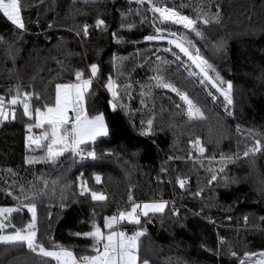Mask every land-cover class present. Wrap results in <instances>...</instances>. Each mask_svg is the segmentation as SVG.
<instances>
[{
	"label": "trees",
	"instance_id": "trees-1",
	"mask_svg": "<svg viewBox=\"0 0 264 264\" xmlns=\"http://www.w3.org/2000/svg\"><path fill=\"white\" fill-rule=\"evenodd\" d=\"M22 4L25 30L0 14V96L7 102L19 89L21 96L32 94L33 108H42L54 101L57 84L76 82L78 70L91 78L90 66L96 64L98 73L85 107L89 115L103 114L108 135L83 145L82 155L66 151L55 161L29 164V157H43L46 150L28 146L27 125L32 121L24 116L22 105L13 107L15 118L0 119V207L20 209L9 216L15 227H6L1 235L25 228L32 218L25 205L34 203L37 235L46 248L51 241L78 256L94 254L93 240L77 234L91 231L93 222L103 229L104 218L130 194L141 204L166 202L162 212L141 216L140 225L122 224L129 232L143 229L138 241L141 261L260 264L264 259V0L155 4L190 18L206 15L211 22L197 24L203 38L182 25L162 23L151 10L154 3L147 0L143 4L22 0ZM97 20L104 25L97 27ZM157 27L166 36L175 32L192 41L190 50L198 49L215 69L209 74L213 78L218 74L224 81L221 86L232 84L231 105L211 84L200 82L168 38L146 39L157 34ZM157 76L185 93L204 118L189 119L185 101L158 86ZM109 77L118 89L115 110L106 89ZM148 119H153L151 133L143 135ZM196 138L203 154L191 143ZM256 141L262 150L244 157ZM89 151L95 152V159L87 156ZM222 156L232 161H222ZM213 173L217 179L209 183ZM185 177L189 181L181 187L179 181ZM84 182L107 199L95 201L90 192L81 195ZM172 197L174 202L169 201ZM0 264L54 262L26 244L0 242Z\"/></svg>",
	"mask_w": 264,
	"mask_h": 264
},
{
	"label": "snow or ice",
	"instance_id": "snow-or-ice-1",
	"mask_svg": "<svg viewBox=\"0 0 264 264\" xmlns=\"http://www.w3.org/2000/svg\"><path fill=\"white\" fill-rule=\"evenodd\" d=\"M137 3H145L146 0H136ZM149 3H154L152 11L159 13V19L162 23L172 22L177 25H182L185 29H189L195 33V36L203 38V33L198 30L197 24L202 22L203 24H209L211 21L206 15H198L196 18H190L187 15H182L174 8H168L163 6H155V4L163 5L166 0H147ZM22 0H0V14H3L13 25L20 30H25L26 26L22 17ZM104 25L103 20H97L96 26L100 27ZM86 25L84 27V33L87 34ZM156 35L146 37L147 40H163L168 37L169 44H174L175 48L179 49L184 56H187L189 60L200 70L201 83H209L217 92L224 97L228 105L232 104V84L228 83L226 87H221L224 81L220 79L217 74L213 78L209 72L215 71L210 64L199 55V50H196V54L190 50L193 46L192 41L187 36H178L175 32L167 33L159 27L156 28ZM171 51V49H168ZM180 57L177 56V59ZM91 78H84L83 71L75 72L74 83L57 84L55 87V96L52 103H45L43 107L33 108L30 101L32 100V94L21 93L19 89L16 94L6 102L5 97L0 96V119H8L9 116L15 118L14 111L10 109L17 105H22L24 116L28 117L31 123L27 125V131L29 135L26 137L28 146L35 145V148L46 150V155L40 158L29 157L27 162L29 164L37 162L38 160H51L61 156L66 151H72L77 155L84 153L83 145L94 142L98 137L108 135L107 125L103 114L90 116L85 107L86 96L90 94L91 85L93 79L97 76L98 66L92 64L90 66ZM195 74V73H193ZM158 86L170 89L176 92L181 100L185 101L188 105L187 115L189 119H203L204 114L199 107H197L188 96L180 92L171 83L165 82L160 76L155 77ZM106 88L111 92L114 100L117 99L118 89L116 87V81L109 77L106 84ZM211 94V93H210ZM40 99V97H36ZM115 110L116 104H112ZM179 107V105H178ZM6 109H9L6 111ZM147 129L142 132L143 135L151 133L153 126V119L147 120ZM41 129L39 135L33 133V129ZM194 146L198 147V151L203 154L204 147L200 146L201 141L196 138L191 142ZM35 150V149H33ZM262 150L260 141H256L252 146L247 147L244 151V157L249 156L250 153L255 154ZM87 156L93 159L96 158L94 151L87 152ZM214 159V158H213ZM222 161L231 162V157H221ZM224 169L221 168L220 171ZM209 171H212L209 169ZM96 182H100V176L95 177ZM217 175L213 173L209 183L215 181ZM181 187L184 186L185 181H179ZM81 195L85 192L91 193V198L95 201H104L107 197L99 192L91 191L86 187V182L82 184ZM199 195V193H197ZM19 199V198H17ZM132 197L129 196V200L132 201ZM27 210L32 214L31 222L25 228H15L12 234L0 235V242L3 243H16L26 244L28 249L33 252H37L45 258H50L55 264H148L147 260H140L139 257V238L144 235L143 231H136L132 234L122 230L123 223H129L133 225H140L141 216L147 217L150 212H162L166 207L165 203H144L136 204L132 203L130 210L120 211L116 215H112L104 218L103 229L97 223L93 222L92 230L77 235H83L93 240L92 253L78 256L72 250H69L62 245L54 244L49 241L51 247L46 248L42 239L38 238L36 230V205L34 203L25 205ZM20 211L19 208L4 207L0 208V231H3L6 227L12 226L9 220V216L13 212ZM247 219V218H245ZM264 257V253L261 254ZM260 264H264V259Z\"/></svg>",
	"mask_w": 264,
	"mask_h": 264
},
{
	"label": "rangeland",
	"instance_id": "rangeland-1",
	"mask_svg": "<svg viewBox=\"0 0 264 264\" xmlns=\"http://www.w3.org/2000/svg\"><path fill=\"white\" fill-rule=\"evenodd\" d=\"M159 14V13H158ZM160 15V14H159ZM169 38H171V37H168V39ZM172 45H174V44H172ZM175 46V45H174ZM179 50V49H178ZM183 54V53H182ZM196 54V52H193V55H195ZM184 55V54H183ZM200 55V54H199ZM185 58H187V60H188V63L193 67V73H195L194 75H196V76H198V77H200V78H202L201 77V75L199 74L200 73V70L196 67V65L195 64H193L192 63V61L191 60H189L188 59V57L187 56H184ZM200 57L202 58V59H204L201 55H200ZM74 83V82H73ZM59 84H65V83H59ZM227 86V84L226 85H224V86H221V87H226ZM107 89V88H106ZM108 91V90H107ZM108 93H109V100H110V102L113 104L114 103V99H113V97H112V94H111V92H109L108 91ZM220 93V92H219ZM185 94V93H184ZM221 95V94H220ZM54 96H55V93H54ZM222 96V95H221ZM223 97V96H222ZM189 98V97H188ZM224 98V97H223ZM11 99V98H10ZM190 99V98H189ZM186 103V102H185ZM194 103V102H193ZM195 104V103H194ZM225 104H227V102L225 101ZM196 105V104H195ZM228 105V104H227ZM197 106V105H196ZM198 107V106H197ZM187 108H188V105L186 104V112H187ZM7 110H9V109H6V111ZM11 111H13V108H11L10 109ZM99 114H101V113H97V114H94V115H99ZM94 115H90V116H94ZM40 132H41V129H37V128H34L33 129V133L35 134V135H39L40 134ZM27 133H28V131H27ZM28 135H29V133H28ZM85 152H86V150H85ZM86 154V153H85ZM81 157V156H80ZM128 195H130V194H128ZM127 195V196H128ZM135 202H137V201H134L133 199H132V201L131 202H129V203H125V201H124V204L122 205V211H124L125 210V205H129V204H132V203H135ZM147 203V202H146ZM149 203V202H148ZM156 203H165L166 204V202H163V201H157ZM143 204V203H142ZM120 207H118L117 209H119ZM1 208V207H0ZM117 209H116V211L113 213L114 215H116L117 213ZM112 214V215H113ZM111 215V216H112ZM0 219H3L2 217H0ZM125 229V228H124ZM123 229V230H124ZM143 231V229H137V231ZM15 231V230H14ZM13 231V232H14ZM124 231H126V230H124ZM136 231V230H135ZM12 231H9V232H4V234L3 235H8V234H12L13 233ZM126 232H129V231H126ZM134 232V231H133ZM64 247V246H63ZM67 248V247H66ZM68 249H70V248H68ZM71 250V249H70ZM81 256V255H80ZM54 262V261H53ZM54 264H55V262H54Z\"/></svg>",
	"mask_w": 264,
	"mask_h": 264
},
{
	"label": "built area",
	"instance_id": "built-area-1",
	"mask_svg": "<svg viewBox=\"0 0 264 264\" xmlns=\"http://www.w3.org/2000/svg\"><path fill=\"white\" fill-rule=\"evenodd\" d=\"M80 159H81V160H84V159H87V158H86L85 156H81ZM182 180H184L185 183H187V182L189 181V179L186 178V177L183 178ZM129 196H130V195L126 196V198H125V203H129V202H131V201L129 200ZM169 201L174 202V201H175L174 197L170 198ZM123 204H124V203H123ZM121 207H122V206H121ZM121 207L117 210V212H116L117 214H118L120 211H122V208H121ZM0 235H1V231H0Z\"/></svg>",
	"mask_w": 264,
	"mask_h": 264
},
{
	"label": "crops",
	"instance_id": "crops-1",
	"mask_svg": "<svg viewBox=\"0 0 264 264\" xmlns=\"http://www.w3.org/2000/svg\"><path fill=\"white\" fill-rule=\"evenodd\" d=\"M157 201H163V202H165L164 200H152V201H147V203L149 202V203H153V202H157ZM136 204H141V203H137V202H135ZM145 202H143V204H144ZM142 205V204H141ZM130 207H131V204H129V205H127L126 207H125V210H130ZM124 210V211H125ZM114 215V214H113ZM124 228H122V230H123ZM125 230V229H124ZM137 231V230H136ZM136 231H134V232H136ZM139 231V230H138ZM134 232H128L129 234H132V233H134ZM66 248V247H65ZM68 249V248H67ZM70 250V249H69Z\"/></svg>",
	"mask_w": 264,
	"mask_h": 264
}]
</instances>
